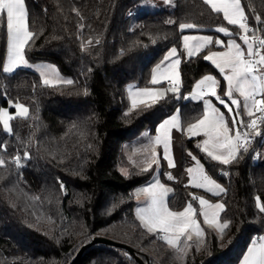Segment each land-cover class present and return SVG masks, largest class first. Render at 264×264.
<instances>
[{
    "label": "trees",
    "instance_id": "obj_1",
    "mask_svg": "<svg viewBox=\"0 0 264 264\" xmlns=\"http://www.w3.org/2000/svg\"><path fill=\"white\" fill-rule=\"evenodd\" d=\"M247 3L251 7L246 13L255 8L264 19V0ZM26 6L30 29L37 33L25 50L26 59L57 64L73 84L45 86L40 73L25 67L5 73L7 35L0 27V110L12 102L29 108L27 119L14 116L11 133L0 122V143L6 145L0 157L7 162L0 167V264H140L129 249L105 243L91 244L74 261L96 236L131 246L150 264H238L264 233V213L255 199L260 196L264 202V142L259 137L247 152L241 151L238 162L222 165L197 148L203 136L175 132L177 176L167 178L163 160L160 172L161 181L173 187L169 206L181 210L190 193L220 198L226 204L221 220L231 222L223 235L202 223L205 245L200 251L193 244L181 262L136 217V188L154 180L156 166L142 172L144 167L132 164L131 157L175 111L182 127L194 122L203 102L184 97L207 73L218 76L223 89L219 71L202 59L204 51L182 59L179 93L167 92L157 103L133 109L126 91L130 82L151 85L154 66L171 47L181 45V23L215 32L226 22L202 0H172L171 6L161 0H26ZM249 23L258 27L251 16ZM89 39L92 44L83 47ZM260 130L264 132V126ZM188 152L224 184L226 194L215 197L204 189L184 187L192 163ZM17 154L23 165L19 168L12 162Z\"/></svg>",
    "mask_w": 264,
    "mask_h": 264
},
{
    "label": "snow or ice",
    "instance_id": "obj_2",
    "mask_svg": "<svg viewBox=\"0 0 264 264\" xmlns=\"http://www.w3.org/2000/svg\"><path fill=\"white\" fill-rule=\"evenodd\" d=\"M166 2L171 4L172 0H166ZM202 3L207 6L210 13L226 22L227 26L221 24L215 31L229 39L225 42L211 35H185L182 37V47L188 59L198 56L207 49L202 59L211 62L226 82L223 94H218L220 80L216 76L204 75L196 81L190 97L184 98L202 101L204 105L202 114L194 118V122L188 123L186 128L182 127L179 110L160 123L157 129L158 135L150 138L149 145L144 149L147 154L146 167L141 168L142 172L149 171L153 165L158 170L161 160L166 161L170 169L176 167L171 153L173 129L186 131L189 138L203 136L204 139L197 144V148L212 161L222 165L238 162L241 151L247 152L256 137L264 138V133L260 130L261 126H264V36L259 34L264 32V19L255 8H252L250 13H246L245 8L251 7L247 0L244 3L242 0H202ZM73 11L77 16H81L78 9ZM250 16L258 27H253L249 23ZM29 17L26 0H0V27L6 31L7 35L8 56L3 66L5 73H11L20 66L31 67L26 59L25 50L29 43L34 41L37 33L30 29ZM167 23L172 24L175 21L169 20ZM228 26H231V30ZM80 27L83 28L84 25L81 24ZM198 27L196 23L179 25L181 30ZM237 39L242 43H238ZM92 42L89 39L83 47L87 48ZM96 43H99L98 39ZM213 47L219 50L213 51ZM182 56L183 54L178 52L176 47H172L167 52L161 64L153 69L150 83L160 85L167 81L168 87H145L132 92L133 109L144 102L138 99L140 97H149L152 104H155L163 99L167 92L173 94L180 92L179 67ZM38 71L45 86L52 87L58 83L73 84L71 79L64 80L60 77L54 66L49 65ZM84 91L87 94V89ZM211 98L227 109V117L213 104ZM14 108L16 117L24 119L29 117V108L24 104L16 103ZM14 119L15 117L7 109L0 110V122L6 132H12L10 121ZM157 146H162V153L156 151ZM0 148L6 150V145L0 143ZM188 156L195 163L194 166L186 169L189 180L184 185L185 188L191 186L194 189H204L215 197H221L222 194L227 193L226 188L208 175L204 164L197 156L192 152H188ZM24 157L31 158L27 152L24 153ZM12 162L18 168L23 166L19 154L13 157ZM6 164V160L0 157V167H5ZM122 172L128 175L126 169H122ZM223 174L228 175L226 172ZM165 175L169 180L175 179L170 172ZM60 189L64 190L62 182H60ZM172 191L170 187L160 182L158 176L154 177L148 187L138 190L137 199L143 194L145 206L137 207L136 217L147 233L163 241L183 262L193 244L197 251L205 245V229L201 223L223 235L231 222L227 220L221 222V213L226 212V204L222 200L213 203L202 195L190 193V200L186 202L182 210L170 208L167 197ZM255 199L260 212L264 213V202L261 201V197L257 196ZM243 264H264V236L252 241L247 255L243 258Z\"/></svg>",
    "mask_w": 264,
    "mask_h": 264
},
{
    "label": "rangeland",
    "instance_id": "obj_3",
    "mask_svg": "<svg viewBox=\"0 0 264 264\" xmlns=\"http://www.w3.org/2000/svg\"><path fill=\"white\" fill-rule=\"evenodd\" d=\"M159 1H160V0H159ZM161 1H162L163 4H165V5H167V6H171V5H172V3L169 4L168 2H166V0H161ZM27 61H28V64L31 65V67H29V66H20V67L31 68V69H33V70H35V71H37V72L39 73L38 69L51 65V66H54L55 69L58 70V73H59L60 77H62L64 80H68V79H71V80H72V77H71L70 75L63 73V72L60 70V68L57 66V64H55V63H53V62H49V61H36V62H31V61H29V60H27ZM6 62H7V60H6ZM20 67H18V68H20ZM15 70H16V69H15ZM15 70H14V71H15ZM180 75H181V73H180ZM145 87H163V88H167V87H168V82H167V85H165L164 83H162V84H160V85H152V84H151V86H139V85H137L135 82H130V83H128L127 86H126V91H127V95H128L129 101H130V105H131V94H132V92L136 91L137 89L145 88ZM130 89H131V91H130ZM138 99H142V100L144 101L143 103H139L138 106H140V105H146V104H150V103H152L151 98H149V97H140V98H138ZM17 103H20V102H17ZM14 104H16V103H13V102H12V103H10V105H9L8 107H3L1 110L7 109L11 115L16 116V115H15V114H16V109H15L14 111H11V109H10V106H13V107H14ZM22 104H23V103H22ZM24 105H25L26 107H28L26 104H24ZM131 108H132V105H131ZM161 123H162V122H161ZM10 125H11V121H10ZM11 126H12V125H11ZM158 126H159V125H158ZM176 131H177V130H175V131L173 132V130H172V145H171V153H172V155H173V157H174V159H175L176 167H175V168H171V169L168 168V170L166 171V173H167V172H170L174 178H176V176H177V167H178V165H179V160H178V156H177L176 149H175V144H174V138H175V132H176ZM145 133H146V132H145ZM186 134H187V133H186ZM156 135H158V132H157L155 135H152V136L149 137V141L147 142V144H146L145 146H143V147L140 148V149H137V150L134 152V155L131 157V162H132V164H134V165H138V166L146 167L145 159H146V155H147V154H146V152L144 151V149H145V147H146L147 145H149V143H150V138H154ZM160 148H162V146H157V148H156V151H157L158 153H162V150H160ZM140 154H142V155H140ZM161 161H162V160H161ZM161 161H160V167H159L158 170L156 169L154 176H155V177L158 176L160 182L163 183V182L161 181V179H160V175H161V174H160V172H161ZM165 162H166V161H165ZM194 163H195V162L192 161V163H191V165H190L189 167L194 166ZM122 169H126V170L128 171V168H127V167H123V168H121V170H122ZM205 171H206V170H205ZM206 172H207V171H206ZM207 173H208V175H210L209 172H207ZM210 176H211V175H210ZM211 177H212V176H211ZM212 178H213V177H212ZM213 179H214V178H213ZM188 180H189V177H187V181H188ZM216 181H217L219 184H221V185L225 188V186H224L223 183L219 182L218 180H216ZM163 184H165V183H163ZM145 185H150V183L145 184ZM145 185H144V186H145ZM166 186H167V187H170V186H168V184H166ZM145 187H146V186H145ZM143 188H144V187H143ZM139 189H141V188H138V190H139ZM137 193H138V192H137ZM136 201H137L136 209H137V207H144V206H145V197H144L143 194H141V195L139 196V199H137V196H136ZM221 222H223V221L221 220Z\"/></svg>",
    "mask_w": 264,
    "mask_h": 264
},
{
    "label": "crops",
    "instance_id": "obj_4",
    "mask_svg": "<svg viewBox=\"0 0 264 264\" xmlns=\"http://www.w3.org/2000/svg\"><path fill=\"white\" fill-rule=\"evenodd\" d=\"M246 11V10H245ZM216 29V28H215ZM184 31V34H183V36H185V35H211V36H213L214 38L215 37H219V38H221V39H223V40H225V42L229 39L228 37H225L222 33H217L216 31L215 32H207V31H205L204 29H202V30H200V29H187V30H183ZM182 36V37H183ZM237 42L238 43H242L241 41H239V39H237ZM243 46V45H242ZM173 47H176L177 49H178V52H180V50L182 49V54H183V56H182V59L183 58H187L186 57V51H185V49L182 47V42H181V45L180 46H173ZM172 48V47H171ZM170 48V49H171ZM169 49V50H170ZM168 50V51H169ZM212 50L213 51H216V50H219V49H217L216 47H213L212 48ZM167 51V52H168ZM206 51V53H207V49L205 50ZM167 52L165 53V55L167 54ZM164 55V56H165ZM164 56H163V58H164ZM163 58L161 59V61L159 62V63H157L155 66H154V68L153 69H155L156 68V66L158 65V64H161V62H162V60H163ZM181 62H182V60H181ZM211 63V62H210ZM181 65V64H180ZM218 70V69H217ZM179 72H180V67H179ZM152 74H153V72H152ZM204 75H213V76H216L215 74H213V73H207V74H204ZM204 75H202L198 80H200ZM181 76V75H180ZM220 77H221V75H220ZM216 78L218 79V80H220L219 79V77L218 76H216ZM222 78V77H221ZM197 80V81H198ZM223 80V79H222ZM163 83H167V81H164ZM223 83H224V87H223V89L225 88V84H226V82L223 80ZM221 85H222V83H221V81H220V87L217 89V91H218V94H223V89H221ZM149 86H151V85H149ZM193 90H194V87H193ZM193 90L191 91V93L193 92ZM191 93H189V95H188V97H190V94ZM189 99H191V98H189ZM212 99V102H213V104L216 106V107H218V108H220V110L222 111V112H224L225 113V116L227 117L228 116V113H227V109L226 108H224V106H222V105H220L219 103H218V101H216L214 98H211ZM194 100V99H193ZM195 101H198V100H195ZM176 112L177 111H175L172 115H175L176 114ZM172 115H170L169 117H167L166 119H168V118H170ZM165 120V119H164ZM163 120V121H164ZM162 121V122H163ZM176 129H173V132L175 131ZM157 133V132H156ZM262 133H264V132H262ZM260 138V140H262L263 142H264V138H262V137H259ZM204 139V137H202V140ZM153 181H151V182H149L150 184L152 183ZM163 182V181H162ZM163 183H165V182H163ZM146 184H148V183H146ZM166 184H168V183H165V185ZM145 184H142V185H140V186H138L137 188H136V196H137V192H138V188H143V187H148L149 185H145ZM168 186H170V188L173 190V187L170 185V184H168ZM173 193V191L171 192V193H169V195H168V197H167V201H168V204H169V196L171 195ZM206 199H208V200H210L211 202H213V203H215V202H217V201H220V200H222L223 201V199H220V198H218V199H211L209 196H204ZM224 202V201H223ZM170 207V206H169ZM171 208V207H170ZM182 210V209H181ZM201 226L203 227V225H202V223H201ZM262 236H264V233L260 236V237H262ZM258 240V239H257ZM252 244V243H251ZM251 244L249 245V247H251ZM248 247V248H249ZM248 248H247V250H248ZM247 250H246V252L244 253V255H243V257H242V259H241V261L238 263V264H243V258H244V256L245 255H247Z\"/></svg>",
    "mask_w": 264,
    "mask_h": 264
},
{
    "label": "water",
    "instance_id": "obj_5",
    "mask_svg": "<svg viewBox=\"0 0 264 264\" xmlns=\"http://www.w3.org/2000/svg\"><path fill=\"white\" fill-rule=\"evenodd\" d=\"M93 243H105V244L114 245V246L129 249V251L136 257V259L139 261L140 264H150L149 262H145L143 259H141L139 256H137V254L135 253L134 249L131 246H129L123 242H118V241H115L113 239L103 237V236H96L92 239V241L90 243L83 245L79 249L74 261H76L82 255L83 251Z\"/></svg>",
    "mask_w": 264,
    "mask_h": 264
},
{
    "label": "built area",
    "instance_id": "obj_6",
    "mask_svg": "<svg viewBox=\"0 0 264 264\" xmlns=\"http://www.w3.org/2000/svg\"><path fill=\"white\" fill-rule=\"evenodd\" d=\"M257 138H258V137H256V138L252 141V143H251V145H250L249 147H251V146L255 143V141L257 140Z\"/></svg>",
    "mask_w": 264,
    "mask_h": 264
}]
</instances>
